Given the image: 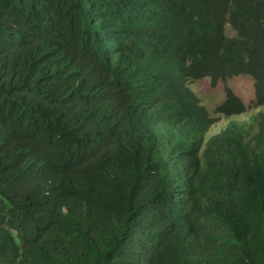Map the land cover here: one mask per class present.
<instances>
[{
    "label": "trees",
    "instance_id": "trees-1",
    "mask_svg": "<svg viewBox=\"0 0 264 264\" xmlns=\"http://www.w3.org/2000/svg\"><path fill=\"white\" fill-rule=\"evenodd\" d=\"M241 75L264 0H0V264H264V111L189 88Z\"/></svg>",
    "mask_w": 264,
    "mask_h": 264
},
{
    "label": "rangeland",
    "instance_id": "rangeland-1",
    "mask_svg": "<svg viewBox=\"0 0 264 264\" xmlns=\"http://www.w3.org/2000/svg\"><path fill=\"white\" fill-rule=\"evenodd\" d=\"M229 36H232V31L228 29ZM227 85L233 89L235 94L242 99L246 106V113L225 118L215 114L217 106L222 104L226 95V84L219 82L216 87L211 85L210 79H202L191 81L189 87L197 95L201 104L211 113L214 117H219V121L211 128L207 135V139L211 136L221 133L224 129L231 125V122L249 123L252 117L258 112H263V108L256 109L255 103V86L251 77L241 75L228 80Z\"/></svg>",
    "mask_w": 264,
    "mask_h": 264
},
{
    "label": "clouds",
    "instance_id": "clouds-1",
    "mask_svg": "<svg viewBox=\"0 0 264 264\" xmlns=\"http://www.w3.org/2000/svg\"><path fill=\"white\" fill-rule=\"evenodd\" d=\"M190 88V87H189ZM191 89V88H190ZM195 94V93H194ZM196 95V94H195ZM197 96V95H196Z\"/></svg>",
    "mask_w": 264,
    "mask_h": 264
}]
</instances>
